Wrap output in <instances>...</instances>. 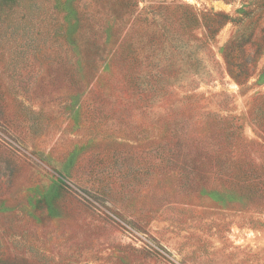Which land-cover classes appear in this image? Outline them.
<instances>
[{
    "label": "rangeland",
    "instance_id": "1",
    "mask_svg": "<svg viewBox=\"0 0 264 264\" xmlns=\"http://www.w3.org/2000/svg\"><path fill=\"white\" fill-rule=\"evenodd\" d=\"M8 1L0 264H264V0Z\"/></svg>",
    "mask_w": 264,
    "mask_h": 264
},
{
    "label": "trees",
    "instance_id": "2",
    "mask_svg": "<svg viewBox=\"0 0 264 264\" xmlns=\"http://www.w3.org/2000/svg\"><path fill=\"white\" fill-rule=\"evenodd\" d=\"M10 3V1L8 0H0V18L2 17V15L5 14V9H4V6L8 5ZM74 50H77L76 46H75V49ZM80 58H78V61H79Z\"/></svg>",
    "mask_w": 264,
    "mask_h": 264
}]
</instances>
